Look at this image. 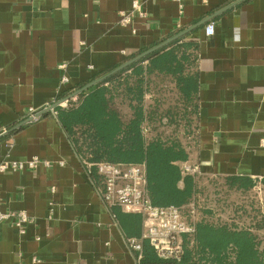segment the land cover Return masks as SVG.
<instances>
[{
	"label": "crops",
	"instance_id": "1",
	"mask_svg": "<svg viewBox=\"0 0 264 264\" xmlns=\"http://www.w3.org/2000/svg\"><path fill=\"white\" fill-rule=\"evenodd\" d=\"M174 37L167 46L197 82L195 137L180 167L198 165L229 188L250 179L252 189H233L264 195V0H0V163L50 162L0 173L1 211L15 215L0 224V264H139L124 226L142 235V216L103 203L55 105ZM20 213L30 219L23 231Z\"/></svg>",
	"mask_w": 264,
	"mask_h": 264
},
{
	"label": "trees",
	"instance_id": "2",
	"mask_svg": "<svg viewBox=\"0 0 264 264\" xmlns=\"http://www.w3.org/2000/svg\"><path fill=\"white\" fill-rule=\"evenodd\" d=\"M173 45L147 55L79 94L76 101L71 99L67 107L59 106L55 110L83 162L145 164L149 196L157 207H182L190 204L197 194L194 177L184 176L179 165L189 160L187 148L179 139L159 134V126L165 125V120L171 126L182 115H188L189 119L197 117L196 77L185 74L187 60L184 61L183 55L180 57V49L171 50ZM162 75L172 77L180 109L178 106L160 111V99H153L154 105H147L151 80ZM77 90L64 93L61 99L72 97ZM120 105L128 112L124 113ZM185 124L189 126L190 122ZM145 130L155 135L147 137ZM228 180L231 188L250 190L255 186L250 179ZM124 229L127 239L141 237L137 225L125 224ZM257 239L249 229H234L203 220L197 224L193 239L186 241L183 264H264V250L260 249ZM144 248L142 264H159L148 243Z\"/></svg>",
	"mask_w": 264,
	"mask_h": 264
},
{
	"label": "built area",
	"instance_id": "3",
	"mask_svg": "<svg viewBox=\"0 0 264 264\" xmlns=\"http://www.w3.org/2000/svg\"><path fill=\"white\" fill-rule=\"evenodd\" d=\"M141 4L138 1L133 3V9L139 10ZM145 17V13L141 12ZM121 25L132 24V15L121 13ZM215 33V24L210 23L206 27L207 36ZM64 68V67H61ZM63 83L69 82L67 76H63ZM76 101V97L73 98ZM68 106V101L60 104ZM32 120H37L36 112L29 111ZM148 130H145L146 134ZM40 165L49 166L50 162L39 158L30 161H2L0 173L9 171L24 172L36 170ZM89 173L94 168L97 175V185L101 200L108 208H119L126 213L138 214L143 218V233L140 238L127 239L129 248L137 254V261L142 264L144 259V245L148 243L153 249L159 264H183L186 241H191L196 233L198 208L192 201L190 204L178 207L167 206L157 207L151 202L147 171L145 164H115L110 162H99L96 164L86 163ZM184 176L200 175L198 165L184 164L181 167ZM1 207V205H0ZM264 216V211L262 212ZM15 215L6 214L0 208V224ZM264 220V217H263ZM30 222L25 213L17 215L15 226L23 231V227ZM249 229V228H245ZM252 231V229H249Z\"/></svg>",
	"mask_w": 264,
	"mask_h": 264
},
{
	"label": "rangeland",
	"instance_id": "4",
	"mask_svg": "<svg viewBox=\"0 0 264 264\" xmlns=\"http://www.w3.org/2000/svg\"><path fill=\"white\" fill-rule=\"evenodd\" d=\"M151 81V94L147 96L146 100L148 106L154 105L153 99H160V111L178 106H180L179 109L181 108V104L178 103L179 94L172 77L170 79L162 75L153 77ZM120 106L124 113L128 112L124 105ZM176 121V124L168 126L165 120L163 123L166 124L159 126V134L164 138L175 137L179 139L189 150V144L193 142L195 137L196 117L189 119L188 115L185 117L182 115ZM185 122H190V125H186ZM154 135L155 132L150 133L148 131L146 133L147 137ZM193 177L197 185V194L193 200L198 208L197 222L204 220L211 224L227 225L234 229H252V232L257 235L260 249L264 250V216L262 213L264 203H261L264 201V195H262V191L240 192L229 188L227 181L200 175Z\"/></svg>",
	"mask_w": 264,
	"mask_h": 264
},
{
	"label": "water",
	"instance_id": "5",
	"mask_svg": "<svg viewBox=\"0 0 264 264\" xmlns=\"http://www.w3.org/2000/svg\"><path fill=\"white\" fill-rule=\"evenodd\" d=\"M176 39H177V37H174V38H172V39H170V40H168V41H166V42H164V43L158 45L157 47H155V48H153V49H151V50H149V51H147V52L141 54L140 56L134 58L133 60L128 61L127 63H125V64H123L122 66L118 67L117 69L113 70V71L110 72L109 74H107V75H105V76H103V77H101V78L95 80L94 82L88 84L87 86H85L84 88H82L81 90H79V91L76 93V95H79V94H81V93H83V92H85V91H88L89 89L93 88L94 86H96V85L100 84L101 82L105 81L106 79H108L110 76H112V75H114V74H116V73H118V72H120V71L126 69L127 67H129V66H131L132 64H134V63L140 61L141 59H143V58L146 57L147 55H149V54H151V53H153V52H155V51H158V50L162 49L163 47H165V46H167L168 44L172 43V42L175 41ZM61 103H62V102H61ZM61 103L55 105V107L60 106ZM55 107H53V109H54Z\"/></svg>",
	"mask_w": 264,
	"mask_h": 264
}]
</instances>
